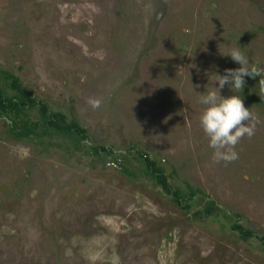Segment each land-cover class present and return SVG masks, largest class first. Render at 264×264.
Instances as JSON below:
<instances>
[{
  "label": "rangeland",
  "instance_id": "obj_1",
  "mask_svg": "<svg viewBox=\"0 0 264 264\" xmlns=\"http://www.w3.org/2000/svg\"><path fill=\"white\" fill-rule=\"evenodd\" d=\"M236 41L264 67V0H0V264H264V77L238 159L214 162L199 122Z\"/></svg>",
  "mask_w": 264,
  "mask_h": 264
},
{
  "label": "clouds",
  "instance_id": "obj_2",
  "mask_svg": "<svg viewBox=\"0 0 264 264\" xmlns=\"http://www.w3.org/2000/svg\"><path fill=\"white\" fill-rule=\"evenodd\" d=\"M220 54L229 57L239 67L225 69L223 74L214 73L211 88L198 97V102L203 106L199 122L208 137V146L213 150V161L227 163L238 159L236 145L240 140L245 136L252 137L255 133L254 121L257 118L249 107H245L241 93L245 87V78L264 77V67L252 66L237 41L236 46ZM261 83L264 84V79H261ZM226 85L232 94L222 96L220 91ZM91 103L94 107L99 105L98 100Z\"/></svg>",
  "mask_w": 264,
  "mask_h": 264
},
{
  "label": "trees",
  "instance_id": "obj_3",
  "mask_svg": "<svg viewBox=\"0 0 264 264\" xmlns=\"http://www.w3.org/2000/svg\"><path fill=\"white\" fill-rule=\"evenodd\" d=\"M5 77L13 78L12 87L15 88L17 90V93L19 94V97H16L14 99L20 100V98H22L28 102L35 101L34 99L29 98V94L26 91L21 90L20 85L17 83V79L13 75H9L5 73ZM10 102L11 103L9 104V108L11 110H15L18 108L19 105H17V103H15L13 100H10ZM2 108L6 109L4 105H2ZM39 114H40L42 121L45 123V125L51 128L62 130L67 133H75L83 137L86 136L87 132L84 128L80 127L75 122L67 121L64 115L60 113H54V114L50 113L48 106L43 102L39 103ZM94 150L97 152L99 151L106 152V149L104 147H94ZM140 155L144 158L151 175L156 179L157 183L163 188V190L172 197L173 201L176 204H178L179 206L183 208H187V200L181 198L178 191L172 190L168 182V178L164 174V172L156 166L155 162L147 154H140ZM214 205H215L214 202H211L210 205L206 206L204 211L207 214H212ZM232 230L237 232L238 235L243 240H248L249 238L254 236L251 231L246 230L245 228L237 224H234L232 226ZM262 241L264 242V239H262Z\"/></svg>",
  "mask_w": 264,
  "mask_h": 264
}]
</instances>
